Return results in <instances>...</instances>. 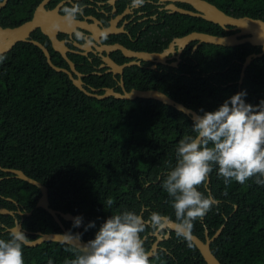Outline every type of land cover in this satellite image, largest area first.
<instances>
[{
    "label": "trees",
    "instance_id": "obj_1",
    "mask_svg": "<svg viewBox=\"0 0 264 264\" xmlns=\"http://www.w3.org/2000/svg\"><path fill=\"white\" fill-rule=\"evenodd\" d=\"M40 1L8 0L0 10V26L30 20ZM205 1L230 16L264 21V0ZM191 32L228 34L201 18L163 11L141 33L138 49L159 53ZM40 36L36 40L48 46ZM193 45L178 68L127 69L125 90L156 89L200 115L232 110L210 119L192 159L199 173L183 171L200 130L189 116L151 99L88 97L27 42L0 55V166L45 185L50 207L79 218L81 239L95 247L125 252L139 216L150 221L139 226L140 239L167 217L182 225L187 221L201 240L206 230L211 237L224 225L210 245L221 264H264V125L255 121L264 122V55L253 60L239 86L245 58L260 53V47L201 44L192 52ZM84 80L96 88L100 77ZM0 178V208L32 211L23 216L25 239L61 232L45 210L35 208L40 196L35 186L2 171ZM15 219L20 217L0 215V264H114L62 243L27 247L6 231ZM62 224L75 233L72 222ZM173 238L176 243H164L166 250L138 264H206L189 239L177 232ZM153 240L146 237L141 253Z\"/></svg>",
    "mask_w": 264,
    "mask_h": 264
},
{
    "label": "water",
    "instance_id": "obj_2",
    "mask_svg": "<svg viewBox=\"0 0 264 264\" xmlns=\"http://www.w3.org/2000/svg\"><path fill=\"white\" fill-rule=\"evenodd\" d=\"M51 0H42V2L36 7L32 18L23 22L20 25L14 27H2L0 26V55L5 54L13 49V47L20 42H27L35 47L39 48L43 55L46 58L48 65L55 70L56 72L65 73L69 76L72 84L78 88L82 93L86 96L95 98L98 100H104L109 97H113L115 99L121 100H136V99H151L157 102L162 103L163 105L174 108L175 110L183 113L186 116H189L190 119L199 125L200 130L195 139L191 142L189 149L187 150V157L185 159L183 171H186L187 168H190L189 172L191 175L194 173H199L196 169H194L192 164L193 157L198 152V147L200 142L206 137L210 130V119L218 118V117H226L232 110L226 109L222 113L211 112L205 115H200L193 109H190L184 106L182 103L175 101L168 95L156 89H131L130 91H126L122 88L121 92L115 91L113 88H106L102 90V93H98L99 91L94 88H89L87 90L84 88L83 82L80 80L81 75L74 71V66L71 62L70 68L73 70L77 76V78H73L69 71L59 68L52 64L50 60V55L48 50L44 45L39 43L36 40L30 39L31 34L35 30H40L42 34L47 36L52 42L53 49L56 51H60L63 55L65 52V48L63 47V43L57 39V34L59 31H63L64 27H72L76 23L71 16H60L58 13V8L52 10H46L45 5ZM115 0H111L113 4ZM161 3H166L163 11L172 14L179 13L185 16H191L196 18H201L205 21L211 22L213 24L218 25L223 30L226 31V35L217 36L211 35L208 33L202 32H191L182 37L174 38L168 47L164 49L160 53H148V52H134L124 48L121 45H113L110 47H106V51H120L123 56L127 58L136 57L146 62H156L165 65V61L169 54L175 53V48L178 50V55L182 53L184 49L187 48L190 44L196 42L193 47V51L201 44L214 45L219 47H236L242 44H250L252 46H257L261 48L260 53H252L245 58V61L242 64L240 77L238 80L239 86L242 84L243 79L245 77V72L253 60L260 58L264 55V21L260 19H253L250 17H233L230 16L220 9H218L215 5L205 1V0H159ZM8 0L0 1V10L7 4ZM177 4L188 5L192 8V10H187L177 6ZM71 21H69V20ZM71 25V26H70ZM68 27V28H69ZM67 30V29H65ZM64 30V31H65ZM109 31H104L102 35L108 34ZM107 65L111 67L114 73H121L123 68L134 65L135 63H127L123 65H117L112 61L105 58ZM177 63H171L170 66L175 67ZM240 92V88H238V93ZM241 116L244 115L243 112L239 113ZM251 121V120H250ZM258 121L260 124L264 125V122L261 120ZM0 171L3 173L12 175V177L16 179H20L25 181L26 183L35 186L39 192L40 196L37 200L35 208L45 210L55 221V223L60 227L61 232H52V233H37V238L33 240H27L22 235V232H25L22 228L23 216L29 217L32 214L30 212H22L18 206L15 211L8 210L5 208H0V215H7L15 218L18 215L21 219L20 221L15 219L14 226L12 228L6 229L7 232H10L19 242L24 244L27 247H36L40 244L46 242H56L62 243L76 248L82 253L89 255H96L98 257L104 258L114 264H138L141 263L153 256H155L158 241L162 239V236L155 231L153 236L157 238V241L154 242L150 249L141 253L142 242L145 240V237L142 239L139 238L137 232L134 233L132 244L129 249L125 252L115 253L111 251H107L105 249H101L93 246L92 244L84 241L80 237V229L82 227V222L79 218L75 217L70 213H62L60 211L54 210L49 205V196H48V188L40 183L39 181L28 177L21 170L17 169H9L2 168L0 166ZM1 180V178H0ZM209 182L207 178L206 183ZM195 196L197 200L199 199V195L195 192ZM213 203H217V201L211 199ZM17 205V204H16ZM236 208V206H235ZM161 224L158 226V230L167 229L169 231H174L185 238L189 239L196 249L199 251L202 259L206 264H221L219 260L213 255L210 250L211 243L219 237L220 233L223 230L222 225L216 232L209 237L208 231H205V238L201 240L196 235H193L190 230L186 227V225L179 224L175 221L170 220L167 217H160ZM62 221L72 222L76 231L72 235L70 234L63 226ZM144 223L141 216L138 217L137 222L134 226V230L137 231L139 226ZM149 223V222H145ZM34 234V233H33ZM167 236V235H166Z\"/></svg>",
    "mask_w": 264,
    "mask_h": 264
},
{
    "label": "flooded vegetation",
    "instance_id": "obj_3",
    "mask_svg": "<svg viewBox=\"0 0 264 264\" xmlns=\"http://www.w3.org/2000/svg\"><path fill=\"white\" fill-rule=\"evenodd\" d=\"M41 2L42 0L38 5ZM165 5L166 3H161L159 0H115L113 4L111 0H51L44 6L46 10L55 9L57 7L60 16H71L73 20L76 21L73 22V24L76 23L75 25L72 27L68 26L69 28L64 27L63 29L67 30L59 31L57 34V39L63 43V47L65 48L64 55L60 51L53 49L50 39L42 34L40 30H35L39 31V33L34 35L36 33L34 31L30 39H40V35L46 37V39L43 40L48 46L41 43L39 40L36 41L44 45L48 50L52 64L69 71L73 78H77L74 71L78 72L81 75L78 78L83 82L84 88H94L98 91H102L106 88H113L114 90L120 88L122 90V88L125 89V80H130L128 78V73H126L127 69H145L154 73L157 71L159 65L163 64L146 62L136 57L127 58L118 50L107 52L106 47L121 45L134 52H148L138 49L142 45L141 33L146 30L148 25L154 23L159 16V12H163L161 9H163ZM104 31L109 32L108 34L102 35ZM195 44L196 42H194V45ZM191 50L193 52V49ZM184 51L185 49L178 55V50L175 48V53L167 56L165 65L163 66L172 67L170 64L175 62L177 65L174 68L180 67L184 58ZM105 58L117 65L131 62L135 64L123 68L121 73H114L111 67L107 65ZM69 62L73 64L74 71L71 70ZM135 70L132 71L137 73ZM65 75L70 80L69 76L67 74ZM90 75L100 77V80L95 82L97 85L96 88L92 87V82H86L84 80V78H88ZM106 84L110 86H106ZM187 223L186 221L185 225H187ZM155 231H158L157 224L155 230L147 234V236L154 237L152 244L157 241V238L151 235ZM173 232L174 231H169L167 229L158 231L162 239L157 243V251L166 250L163 246L164 243H169L170 241L176 243L173 238ZM147 236H144L145 240ZM145 240H143L142 245Z\"/></svg>",
    "mask_w": 264,
    "mask_h": 264
},
{
    "label": "clouds",
    "instance_id": "obj_4",
    "mask_svg": "<svg viewBox=\"0 0 264 264\" xmlns=\"http://www.w3.org/2000/svg\"><path fill=\"white\" fill-rule=\"evenodd\" d=\"M54 9V8H53ZM49 10H52V9H49ZM60 15V14H59ZM188 47V46H187ZM196 197V196H195ZM198 201H199V199H198ZM171 220V219H170ZM173 221V220H172ZM145 222H149V223H145ZM178 223V222H177ZM142 224H150V221H144V223H142ZM161 224V221H160V223H158L157 224V228H158V226ZM180 224V223H179ZM187 225H188V223H187ZM187 225H186V227H187ZM155 227H156V225H155ZM188 228V227H187ZM189 229V228H188ZM162 230H164V229H161V230H158V231H162ZM137 232V231H136ZM209 236V235H208ZM214 242V241H213ZM212 242V243H213ZM211 243V244H212Z\"/></svg>",
    "mask_w": 264,
    "mask_h": 264
}]
</instances>
